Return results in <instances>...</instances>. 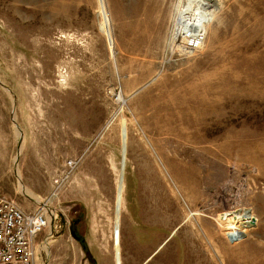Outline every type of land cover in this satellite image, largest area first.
Wrapping results in <instances>:
<instances>
[{"label": "rangeland", "instance_id": "obj_1", "mask_svg": "<svg viewBox=\"0 0 264 264\" xmlns=\"http://www.w3.org/2000/svg\"><path fill=\"white\" fill-rule=\"evenodd\" d=\"M199 1L0 0V194L82 156L36 264H264V0Z\"/></svg>", "mask_w": 264, "mask_h": 264}, {"label": "built area", "instance_id": "obj_2", "mask_svg": "<svg viewBox=\"0 0 264 264\" xmlns=\"http://www.w3.org/2000/svg\"><path fill=\"white\" fill-rule=\"evenodd\" d=\"M203 37V31L197 36L183 37L182 52L199 51ZM173 40H177L176 34ZM81 163L82 156L66 160L63 170L52 179L50 196L31 212L23 210L13 199L0 195V264H36L40 246L53 238L52 225L57 221V213L49 204L58 198ZM43 234H47L46 237L38 241Z\"/></svg>", "mask_w": 264, "mask_h": 264}, {"label": "bare ground", "instance_id": "obj_3", "mask_svg": "<svg viewBox=\"0 0 264 264\" xmlns=\"http://www.w3.org/2000/svg\"><path fill=\"white\" fill-rule=\"evenodd\" d=\"M216 1V0H215ZM199 2H201V4H202V6H204V7H209L210 5L211 6H213V7H216V6H218V4L216 3V2H212V0H200ZM191 3H193V2H191ZM196 3V2H195ZM200 4V5H201ZM188 8V7H187ZM202 9V8H201ZM199 10V9H198ZM196 11V14H194L195 15V21H199V19L200 20H202L203 18H202V12H199V11ZM202 11V10H201ZM193 15V14H192ZM190 23H192V22H190ZM199 23V22H198ZM189 25V24H188ZM186 27V26H185ZM190 27H191V30L192 31H194V33H197L198 32V28H196V26H194L193 24H191L190 25ZM185 30V29H184ZM190 30V31H191ZM187 31V30H186ZM185 31V32H186ZM190 31H188V32H190ZM191 34V33H190ZM186 35V34H185ZM17 131V130H16ZM17 136H18V133H17ZM17 179H18V190H19V192L22 194V195H25V196H28V197H31L32 199H34V200H37L38 201V199L39 198H37V197H34L27 189H26V187H24L22 184H21V181H20V178H19V176H17ZM47 246H48V243H45L44 245H43V249L47 252L48 251V248H47ZM47 255V254H46Z\"/></svg>", "mask_w": 264, "mask_h": 264}, {"label": "water", "instance_id": "obj_4", "mask_svg": "<svg viewBox=\"0 0 264 264\" xmlns=\"http://www.w3.org/2000/svg\"><path fill=\"white\" fill-rule=\"evenodd\" d=\"M18 156L16 157V160H17ZM16 175H17V172H16Z\"/></svg>", "mask_w": 264, "mask_h": 264}, {"label": "crops", "instance_id": "obj_5", "mask_svg": "<svg viewBox=\"0 0 264 264\" xmlns=\"http://www.w3.org/2000/svg\"><path fill=\"white\" fill-rule=\"evenodd\" d=\"M0 195H2V194H0ZM40 196V195H39ZM41 197V196H40Z\"/></svg>", "mask_w": 264, "mask_h": 264}]
</instances>
